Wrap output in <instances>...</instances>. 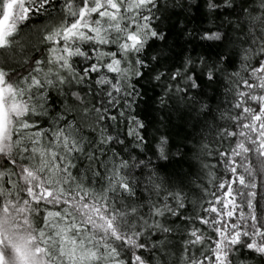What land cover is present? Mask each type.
Instances as JSON below:
<instances>
[{
    "label": "snow or ice",
    "instance_id": "6c2138e0",
    "mask_svg": "<svg viewBox=\"0 0 264 264\" xmlns=\"http://www.w3.org/2000/svg\"><path fill=\"white\" fill-rule=\"evenodd\" d=\"M231 3L0 0V264H149V242L166 248L174 232L185 264H264V13ZM221 7L246 26L225 28ZM192 8L212 27L185 31ZM33 17L41 48L18 55ZM153 81L162 106L202 117L207 183L191 201L138 151L156 155L141 144L152 98L138 106Z\"/></svg>",
    "mask_w": 264,
    "mask_h": 264
},
{
    "label": "clouds",
    "instance_id": "9594fccd",
    "mask_svg": "<svg viewBox=\"0 0 264 264\" xmlns=\"http://www.w3.org/2000/svg\"><path fill=\"white\" fill-rule=\"evenodd\" d=\"M195 2V0H193ZM160 4L167 5L168 8H172L173 4L170 0H160ZM264 0H246V3L242 4V0H232L230 7H234L237 11L241 6L246 8L249 12L255 9V15L259 17L261 13H264ZM221 13L224 19V26L227 27L228 23H232L235 27L237 23L245 25L247 24V14H241L237 20L234 17H229L221 7ZM226 18V19H225ZM220 23L221 20L215 21ZM259 27L254 31V35L259 32ZM23 49L18 50V55L27 54L33 56L41 48V41L39 35L33 29L32 31L22 33ZM244 39V36H241ZM17 62V56H10L7 63L15 65ZM3 54H0V64H5ZM141 83H144L143 81ZM167 104L165 108L162 106V110L165 113L167 119L161 117L160 121H156L153 116L149 119L151 123L147 126V137L141 141L142 145H149L150 149L156 150V155H153L152 151L147 148H139L138 151L143 152L141 157L146 163L151 161L152 165L162 164L164 167L159 169L158 177L163 181L164 188H168L169 185H174L176 188L184 187L185 193L188 194L189 201L192 200L193 194L190 189L197 186L196 174L197 165L200 164L199 155V141L201 126L198 123L202 117L198 116L196 104H185L182 100L173 99L172 103ZM115 123V122H113ZM161 137H165V144L167 147V156L160 158V140ZM181 155L184 159L178 164L168 165V159L179 160ZM150 169H146L149 171ZM262 184H264V176L258 178ZM195 182V183H193ZM145 181L141 180L143 185ZM153 199L155 197L153 196ZM187 206V205H186ZM211 227V226H209ZM155 235V232H153ZM175 239H169L167 241L166 248H158L153 242H149L148 248L145 249L146 253H149L151 259L149 264H185L181 260L182 253L180 250L179 233H173Z\"/></svg>",
    "mask_w": 264,
    "mask_h": 264
},
{
    "label": "trees",
    "instance_id": "16d2710c",
    "mask_svg": "<svg viewBox=\"0 0 264 264\" xmlns=\"http://www.w3.org/2000/svg\"><path fill=\"white\" fill-rule=\"evenodd\" d=\"M176 2H177V0H170L171 4H174ZM183 2L193 3V4L194 3L203 4V0H195V2H193V0H183ZM181 11L182 10L178 7L169 8V13H181ZM203 11L205 13L207 12L206 9H203ZM183 15H186L189 18L188 19V28H186L185 31H187L188 29L193 28L195 26H201L204 28L212 27V24L209 22V20L211 18L206 17L204 19H200L197 15L195 8H192L190 11L185 9L183 11ZM172 22L177 23L178 27H183V25L179 24V22L176 20L175 16L172 17ZM39 23H41L40 20L36 19L35 17L31 18L27 22V25L24 27L23 33L29 32V30L32 29L34 25L39 24ZM165 31H167V29H165ZM175 41H176L175 35L169 37L170 44H174ZM175 50L179 51V48H176ZM166 51H167V49H166ZM184 54L195 56L196 52L191 51V49L188 46H185ZM153 84H156L155 89H153L151 86H149L148 90H147V96H142V97L138 98V106L140 109H144V107H145L144 101L148 100V98L151 97L152 99H151V101H149V103L151 104V107L153 109V111L151 112V116H153V118L156 121H160L161 117H163L166 120L167 117L165 116V113L162 110V106L160 104V98L164 96L163 87H162V85L157 84L156 81H153ZM138 87H140V86L138 85ZM221 99H223V97H221ZM167 103L168 104L172 103V100H168ZM133 107L135 108L136 106L134 105ZM164 107L166 108L167 104ZM114 111H119V109H115ZM141 119H143V117H141ZM208 159L212 160L213 165H215V159L214 158L209 157ZM197 177H199V179H197ZM196 183H197V185H199L201 183H207L206 177L204 175V171L201 169L200 164L197 165ZM208 187L210 188V190L215 191V189L212 188L211 185H208Z\"/></svg>",
    "mask_w": 264,
    "mask_h": 264
}]
</instances>
